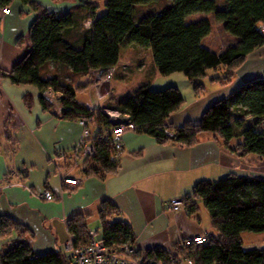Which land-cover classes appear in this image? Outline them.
Here are the masks:
<instances>
[{
    "label": "trees",
    "instance_id": "1",
    "mask_svg": "<svg viewBox=\"0 0 264 264\" xmlns=\"http://www.w3.org/2000/svg\"><path fill=\"white\" fill-rule=\"evenodd\" d=\"M12 1L0 0V9L9 7ZM20 1L37 13L30 31L32 47L7 77L15 85H30L42 91L40 101L46 111L55 108L44 96L52 88L61 94V116L85 121L91 128L92 136L87 141L95 153L82 165L85 175L104 179L118 170L120 155L112 142V130L117 125L102 112L103 108L128 114L136 131L160 143L191 147L197 144L199 134L208 132L227 147L240 139L231 148L240 156L264 159V77L245 82L231 96L212 103L199 122L189 121L179 127L169 122L184 103L175 87L157 91L144 84L115 106L109 103L93 112L77 97L90 85L78 84L79 80L93 71L113 70L126 44L151 50L160 75L182 73L196 94L206 91L207 78L211 84L231 82L249 55L264 47V0H221V7L218 0H106V12L101 16H97L99 7L92 3L95 0H81L84 14L63 15L48 11L36 0ZM155 2L162 3V7L140 14V8ZM196 14L211 15L239 44L220 53L204 46V39L212 32V21H191ZM51 63L60 67L58 72L49 70ZM210 70L216 75L210 77ZM222 70L223 75H218ZM109 100L116 98L111 96ZM25 103L32 106L30 95ZM200 203L207 208L218 235H205L206 243L189 249L178 244L169 251H148L144 257L154 259L155 264H171L170 255L176 252L195 264H264V247L246 249L242 240L244 233L264 234V180L231 174L217 181L199 182L186 198L185 208L193 215ZM100 218L99 236L106 245H135L133 229L119 218L118 207L112 201L103 203ZM68 228L77 247L88 244L89 233L81 215L71 218ZM12 231L26 233L19 224L0 217V237ZM19 238L0 254V264H71L62 252L38 255L22 235Z\"/></svg>",
    "mask_w": 264,
    "mask_h": 264
},
{
    "label": "crops",
    "instance_id": "2",
    "mask_svg": "<svg viewBox=\"0 0 264 264\" xmlns=\"http://www.w3.org/2000/svg\"><path fill=\"white\" fill-rule=\"evenodd\" d=\"M36 1L58 15L85 13L81 0ZM105 2H92L99 7L97 16L106 12ZM9 7V15L2 16L0 13V217L19 224L26 233L12 231L11 235L0 237V254L12 248L22 235L38 255L60 251L68 256L66 245L71 235L69 220L81 215L87 233L97 232L100 235V211L105 201H112L118 207L119 218L133 229L136 237L133 246L138 256L155 249L172 250L182 241L199 235H218L202 203L199 204V211L191 215L186 208L172 211L171 201L180 199L185 202L199 182L217 181L231 174L264 180V159L254 155L240 156L231 149L240 139L233 140L227 147L213 133L199 134L197 144L186 147L174 142L160 143L147 134L129 130L123 136L118 170L104 179L95 174L85 175L82 171L84 161L74 163L81 142L91 145L88 139H83L80 122L65 120L61 116L60 103H53L56 109L44 110L40 101L42 91L30 85H15L7 77L30 51L31 26L37 17V13L20 0H13ZM160 7L162 3L155 2L139 10L141 14ZM202 15L196 14L191 20L196 21ZM204 16L212 18L211 15ZM217 25L231 40L216 51L206 44V40ZM203 44L220 53L231 45L239 44V40L228 34L222 23L212 18V32ZM131 48L134 50L129 54H133H126ZM143 51L153 57L149 49L134 44L124 45L119 63L111 70L114 79L125 83L132 79L139 68L141 74L137 76V82L129 86L125 83V88L118 84L110 85L102 100H98L96 94L88 89L79 92L78 99L95 108L105 107L109 103L115 106L117 101L132 96L144 84H150L157 91L175 87L180 90L184 103L169 122L179 127L189 121L199 122L212 103L231 96L245 82L264 77L262 47L249 55L230 85L220 87V84L209 83L205 94L199 97L182 73L160 75L154 58L149 69H146ZM48 68L53 73L60 69L52 63ZM220 72L223 75L224 71ZM88 81L87 76L81 78L78 84ZM204 82H209L208 78ZM27 95L31 96V107L25 103ZM111 96L116 98V102H110ZM61 177L78 179L80 182L76 186L63 187ZM44 190H50L55 200L47 201L35 194ZM95 220V225L99 223L97 231L91 229ZM244 234V246V236H247L251 247H264V234Z\"/></svg>",
    "mask_w": 264,
    "mask_h": 264
},
{
    "label": "built area",
    "instance_id": "3",
    "mask_svg": "<svg viewBox=\"0 0 264 264\" xmlns=\"http://www.w3.org/2000/svg\"><path fill=\"white\" fill-rule=\"evenodd\" d=\"M2 16H7L11 13L10 7L0 9ZM98 77L107 78L109 81L112 78V71H93L91 74H95ZM96 87V94H98V100H102L104 96L99 95ZM60 93L55 92L52 88L45 91L44 96L54 104L60 103ZM87 108L93 112L95 107L93 105H86ZM62 111V108H60ZM102 112L106 114L109 120L117 125L112 130V142L115 145L117 156L121 154L123 150V136L125 132L129 130H135V125L131 122V117L128 114H122L118 111L103 108ZM80 125L83 128V139H90L92 136V130L85 121H81ZM169 136H173L172 132L167 131ZM78 152L74 158V163L79 164L85 161L88 157H92L95 153L94 148L91 145L81 142L78 146ZM62 186H76L79 184L78 179L61 177ZM38 197L47 201H54L55 196L50 190H44L41 193H35ZM182 201L180 199H173L170 203L171 210L177 212L182 210ZM206 243V238L203 235H199L190 239H186L180 243V247L183 249H189L193 245H201ZM68 252V260L71 264H155V260L147 257L138 256L136 248L130 243H125L119 247H109L106 243L100 239L97 232H89V242L85 246L77 247L75 245V239L73 234L70 235L69 241L66 245ZM171 264H180L186 262L187 264H195L191 259L186 258L180 253L174 252L170 255Z\"/></svg>",
    "mask_w": 264,
    "mask_h": 264
},
{
    "label": "rangeland",
    "instance_id": "4",
    "mask_svg": "<svg viewBox=\"0 0 264 264\" xmlns=\"http://www.w3.org/2000/svg\"><path fill=\"white\" fill-rule=\"evenodd\" d=\"M101 1H103V0H101ZM218 2H219V6L221 7L222 5H221V0H218ZM205 14H203L201 17H199L198 19H201V18H204L205 16H204ZM211 21H212V18H209ZM194 19H192L191 21H193ZM197 20V19H196ZM0 22H1V20H0ZM264 28V27H263ZM263 32H264V29H263ZM231 40V38H229L226 34H225V32L222 30V27L220 26V25H217L216 27H215V30L213 31V33H212V35L210 36V38L208 39V40H206L207 42H206V44H208L209 46H211L212 48H213V50H216L217 51V49H219L220 47H222V46H225V45H227V42L228 41H230ZM132 49V50H131ZM130 50H127V53L126 54H128V55H130V54H133V53H130L129 54V51H133L134 50V48H131ZM137 52V51H136ZM143 54H142V56H143V58H144V60H145V62L147 63V67H146V69H149V67H150V63H152L151 62V59H152V61H153V57H150V55L149 54H147L145 51H143L142 52ZM132 56V55H131ZM154 63V62H153ZM239 70V69H238ZM237 70V71H238ZM236 71V72H237ZM146 72H149L148 70L146 71ZM236 72H235V75H236ZM209 76H215L216 75V73L214 72V71H212V70H210L209 72ZM134 75L132 76V79H128V81H126L125 83H126V85L127 86H129V84L130 85H132V84H134L135 82H137L138 81V77L137 76H139V74H141V72H140V69L138 68V69H136V71H135V73H133ZM218 75H221V72H218ZM88 79H89V81L88 82H90V85H89V88H88V90H90L91 91V93H93V94H96V87L97 86H99L98 87V91H99V95H102V96H106V93H108L107 92V89L109 88V86L110 85H112V86H115L116 84H118V85H121L122 87L121 88H125L126 86L124 85L125 83L123 82V81H120V80H117V79H114V75H113V72H112V78L109 80V81H106L107 80V78H105V75L103 76V77H98L97 75H96V73L95 74H89L88 75ZM114 79V80H113ZM232 81V80H231ZM230 83L231 82H229V83H225V84H220L221 86L220 87H226V86H228V85H230ZM207 84V88H208V85H209V82H207L206 83ZM216 84V83H215ZM218 84V83H217ZM211 85V84H210ZM219 87V86H218ZM215 88V87H214ZM195 92V91H194ZM206 92V91H205ZM205 92H203L202 94H196L197 96H203L204 94H205ZM96 96V98H98L99 96H98V94H96L95 95ZM104 97H103V99H104ZM235 141H238V138L235 140ZM183 204H182V210L185 208V202H182ZM173 211V210H172ZM175 212V211H174ZM97 220H95V221H93V223H92V225H91V229L93 230V231H97L98 230V226H99V223H96V225L94 224V222H96ZM248 234H250V235H253V234H251V233H245L244 235H248ZM247 236H244V242H245V248L246 249H250V248H253V247H251L249 244L250 243H248V241H247V238H246Z\"/></svg>",
    "mask_w": 264,
    "mask_h": 264
}]
</instances>
